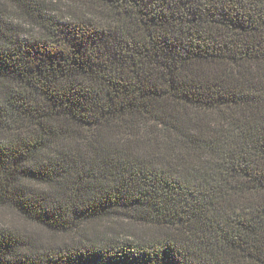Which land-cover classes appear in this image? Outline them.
I'll return each instance as SVG.
<instances>
[{"label":"trees","instance_id":"16d2710c","mask_svg":"<svg viewBox=\"0 0 264 264\" xmlns=\"http://www.w3.org/2000/svg\"><path fill=\"white\" fill-rule=\"evenodd\" d=\"M0 264H264V0H0Z\"/></svg>","mask_w":264,"mask_h":264},{"label":"rangeland","instance_id":"374dc122","mask_svg":"<svg viewBox=\"0 0 264 264\" xmlns=\"http://www.w3.org/2000/svg\"><path fill=\"white\" fill-rule=\"evenodd\" d=\"M8 218L11 219L12 222L14 224H16V225H19V226H23L24 225L23 222L20 219H18L17 217H15V216H10Z\"/></svg>","mask_w":264,"mask_h":264}]
</instances>
